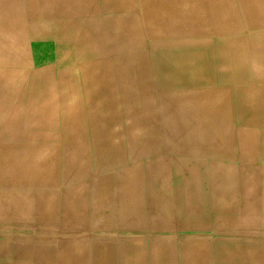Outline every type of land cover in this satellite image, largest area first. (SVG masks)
Returning a JSON list of instances; mask_svg holds the SVG:
<instances>
[{
	"label": "bare ground",
	"instance_id": "1",
	"mask_svg": "<svg viewBox=\"0 0 264 264\" xmlns=\"http://www.w3.org/2000/svg\"><path fill=\"white\" fill-rule=\"evenodd\" d=\"M38 1L30 0L27 3L20 1L18 8H14L10 1L7 5L2 3V0L0 2V104L7 114L6 121L8 123L27 124L28 121H32L30 118L31 111L36 109L37 120H40L42 130L45 133L55 132L58 135L56 138L44 137L42 139L44 142L38 146L22 148L1 146L0 157H7L8 159L31 158L33 163L28 164L30 166L28 168L21 167L18 171L23 174L21 176L15 177V173H13L6 180L1 178L0 188L9 187L8 185L16 186L15 183L18 184L20 181L23 182L24 188H55L58 183L56 176L58 169L61 166L69 165L64 160L62 164V159L60 160L57 152L58 148L67 144V140L71 139L73 143L77 140L84 142L88 134V137L91 136L96 144L106 142V147L111 138L117 140L119 137L117 131H112V135L109 134V129H111L109 127L116 121L115 113L112 111L116 110L112 105L101 104L100 97L104 91L113 89L118 82L129 77L134 84L127 86V88L130 91L133 89L138 91V85L148 77L150 63H154L157 59L152 58L150 60L147 49H143L145 47L143 39H154L165 35L163 28L167 16L175 20L178 17L176 13L179 11L182 13L180 17L185 26V29L180 28L186 33H207L213 37L219 34L233 35L246 28L249 31L260 29L258 28L260 24H264V0H232V4L228 2L229 0H221L219 3H224L223 9L218 7L213 0H193L192 4L186 0H100V10L96 9L93 0H76L81 7L75 9L73 4L70 5L74 6L72 12L77 15L73 19L66 16L67 8L65 9V5L70 0H45L47 3L43 5L42 9L38 8L39 5L36 4ZM180 3L185 5V8L183 7L185 11H182L181 7V10L177 9ZM44 10L50 12L54 18L53 21L45 24L38 21L39 14ZM18 13L26 14L28 22H21L17 18L19 17ZM43 30L47 32L42 33ZM257 31L260 33L254 38L253 36L245 38L247 50L239 52L234 50L230 58L233 63H239L242 66L244 63H253L264 67V31ZM251 39L256 41L257 48L251 43ZM241 45H244L243 39ZM213 50L215 49L213 48ZM156 52H152L153 57H156ZM111 55H118V58L115 57L112 61ZM216 55L218 56V51H216ZM177 62L223 63L219 57L212 59V56H202L198 53L197 55L193 53L191 56L179 57ZM204 69L208 73L212 71L208 67H204ZM205 70L192 68L186 69L185 72L195 82ZM207 77L206 82L208 83L211 74ZM260 77L264 80V72L263 75L260 74ZM228 94L229 89L211 87L205 95H207L208 103L212 107L219 105L229 107L230 105L238 118H242L246 112H252V115L245 120L246 124L250 126L261 124L263 132L256 133L250 130V133H244L238 129L239 132L235 139L237 145L236 164L221 163L224 159L208 162L196 160L191 163L189 169L187 168L192 177L189 182H179L177 187L179 196L174 201H176V205L178 204L179 207L177 208L180 215L186 221L189 229L202 227L198 223L204 218L205 221L206 216L210 220V213L207 214V203L210 198L208 191L217 192L221 190L222 184L225 182L223 179H226V183H230L232 187L223 193V203L225 202L226 205L229 203H227V198L229 199L233 192L232 205H227L225 211L219 210L224 215L218 216V218L221 217L224 221L235 222L239 220L238 212L242 207H248L250 214H252L253 210L251 207L249 208L251 202L254 201L252 191L259 190L261 194H263L261 191H264V168L261 169L262 178L259 186L255 184L254 180L248 179L247 181L242 178H234L236 173L239 174L238 168H241L240 166H243L242 169L244 170L249 168V161L260 143L261 153L264 155V99L249 97L250 100L238 102L235 100L237 97H234V100L227 98ZM249 94L252 96L251 91ZM70 96V101H68L67 97ZM232 109L231 111H233ZM151 131L150 129L147 130L143 134L144 137L148 138ZM122 133L124 134V132H120L121 139L127 138L132 143L140 142V137L135 142L131 135H123ZM33 172L42 173V176L33 177L31 175ZM130 172L140 174L137 170ZM134 174L131 173L133 180L120 179L119 182L125 187H129L132 181H137L135 185H140L144 179L141 175L136 176ZM246 174L249 173L241 172V176ZM223 175L224 178L221 179L220 177ZM12 176L15 178H10ZM105 180L112 182V179ZM104 182H99L97 192L108 194L110 190L107 191L104 188ZM250 189L252 194H247L246 190L249 191ZM184 194L188 195V198ZM76 195L79 199L82 197L81 193L76 191H71V195L66 192L60 202L55 200L54 195L40 197L39 203L45 206L42 213H47V210L49 212L56 210L57 207L58 209L70 208L71 201L73 204L76 203L74 202ZM142 200L144 197L138 201ZM260 200V203L264 202V199ZM144 202L145 207H147V198ZM195 204H200V207ZM30 207L29 205L28 208ZM215 209L218 208L215 207ZM168 213L165 209L163 210V215L166 216ZM261 216L257 222L260 227L254 226L250 229L254 233L253 235H221L219 238L213 236L212 233H185L184 238H182L186 242L183 243L185 245L181 253V257L184 259L182 264H264V213ZM206 225H209V222ZM108 236L110 237L108 233H103V231L93 233L90 244H86L85 250H83L85 253L82 252L81 243H74L70 241L72 239H69L68 247H64L63 252L57 254V250L53 249L51 237L37 238L30 234L24 236L22 233L10 234L7 232V227L3 226L0 232V250L6 251L10 247L18 248L23 250L22 255L24 256L25 247H27L24 240L28 237L33 239L30 243L33 244L32 248L36 247V249L28 248L27 252H32L36 256L31 260L19 256L18 261L12 262L1 259L0 264H99L100 260L102 264H113L115 250L113 247L115 245L110 249L108 242L101 243ZM77 244L81 248L80 252L74 250ZM101 246L105 249L101 250ZM173 246L174 243L171 238H166L165 244L155 246L151 251V264H174ZM99 252H101V259L97 256ZM121 253L123 257L120 259V263L122 264H145L142 250L139 247H125ZM29 256V254H25V257ZM111 256L112 260H109Z\"/></svg>",
	"mask_w": 264,
	"mask_h": 264
},
{
	"label": "rangeland",
	"instance_id": "2",
	"mask_svg": "<svg viewBox=\"0 0 264 264\" xmlns=\"http://www.w3.org/2000/svg\"><path fill=\"white\" fill-rule=\"evenodd\" d=\"M20 1L27 3L30 0H10V3H13L14 8H18V4L20 3ZM71 1L72 0H70L65 5V9L67 8L66 16L70 19H73L77 15L73 14L72 8L75 6L76 9L77 7H81V5L80 3L77 4L78 1L76 0H73V2ZM93 1L96 9L100 10V0ZM186 1L189 4L193 3V0ZM213 1L215 2V4H217L218 7L222 9L224 8V3H219L221 0ZM228 2L232 4V0H229ZM46 3L47 1L45 0H39L36 4L39 5L38 8L42 9L43 5ZM71 4H73L74 6H70ZM184 6L185 5H183V3H180V6L178 4L177 9L181 10V7L182 11H185ZM176 14V16L178 17L175 20L171 19L170 16H167V18H165V26L163 28V32L165 35L154 39H143V44H145V47L143 49H147L150 60L152 58L157 59L154 61V63H150L148 77L145 81L142 80L138 85V91H134V89L130 91L127 88V86H133L134 84L129 77L128 79L124 78L122 82H118L116 84V87H113V89H107L108 91H104V94L100 97L101 104H106L107 106L112 105L116 110L112 111V113H115L116 121H114V123L109 127L111 128L109 129V134L112 135V131H117L119 134L117 140L116 138H113V140L111 138L107 142L109 143L107 147L105 144L106 142H99L96 144V142L92 140L91 136L88 137V134L86 135L87 137L85 138L84 142L77 140L75 143H73V140H67V144H63L62 147L57 149V152L58 156H60V160L62 159V164L64 160L67 161V164L69 165L61 166L58 169L56 174L58 183L55 188L71 187L72 183H70V185H66L71 181L76 182V184L80 186L82 179H88L90 182H92L99 173L108 174L114 171H122L125 168L131 167L132 169H136L138 172H140V175L143 179V172H148V174L152 173L153 171H156L160 174L165 173V190L168 189V191L172 195L178 198L179 193L177 191V187L179 182H189L190 178L192 177V175L189 174L190 172H188L187 170V168H190L192 162L196 160L208 162L224 159L221 163L236 164L237 162L235 160V155L237 153V145L235 144V139L236 135H238V132L241 130L244 131V133H250L251 131H254L256 133L263 132V126L261 124H256L254 126L246 124L245 120L252 115V112H246L242 118H238L236 117L234 110L230 105L229 107L227 105L212 107L208 103V97L205 94L209 88L214 87L225 88L227 90L229 89V94L226 97L230 100H234L233 98L237 97L235 100H238V102L250 100L249 97L264 99V80H262V78L260 77V74L263 75L264 67L257 66L253 63H244V66H242L239 63H233V61L230 59L234 53V50H238V52L247 50V47L245 45V38H251L252 36L254 38L255 36H257V34L260 33L257 30L264 31V24H260V26L258 27L260 29H253L252 31H249L245 27L246 29L239 30L233 35L219 34L213 37L207 33H186L185 30H183L185 29L184 21L180 17V14L182 15V13H179L178 11ZM18 16L19 17L17 18L21 22H28L26 14L18 13ZM53 20L54 18L52 17L50 12H48V10L42 11L38 16V21H42L43 24L49 23ZM180 27H182L183 29ZM43 32L45 33L47 31L43 30L42 33ZM203 36L207 37L208 39L204 38ZM242 39L244 41V45H241ZM255 42L251 39V43H253L256 47ZM213 48L215 50H213ZM152 49H154L155 52L157 51V55H155L156 57H153L152 52L154 53V51H151ZM216 51H218V56L216 55ZM193 53H195L196 55L198 53V55L201 54L202 56L207 57L212 56V59H215V57H219L223 63L177 62L179 57H185L188 55L191 56ZM117 56L118 55H111V60L113 61L115 57L118 58ZM114 62L116 63L115 60ZM204 67L210 68L212 70L210 71L211 73H208V71H206ZM192 68L205 70L203 71V74L198 79H196L195 82H193L189 78L188 73L185 72L186 69ZM210 74L211 78L208 84L206 82V78H208L207 76ZM117 85H119L120 87L118 88ZM194 86H198V88ZM250 91L252 92V96H250L249 94ZM71 96L67 97L68 101H70ZM120 107L122 110L120 109ZM137 109H139L140 111ZM231 109L233 111H231ZM229 113L231 114V117ZM30 114V118L32 119V121L28 122L27 125L32 126L34 130L37 131H28L29 129L21 127L26 123H8L6 121L7 114L5 111H3L0 104V142L6 140L7 137L12 138V136L15 135V131L20 128L26 130V132H16L17 135L12 138L16 142H18L19 140L21 142H26V144L33 143L34 141L41 143L44 142V140H42L44 137H57L58 134H56L55 132L45 133V131L42 130V124L40 123V120H37L36 109L32 110ZM132 123H134L135 125L131 126L130 124ZM149 129L152 130L151 134L148 138H145L143 134ZM238 129L240 130L238 131ZM122 131L125 135H131L132 140H135V142L138 137H140V142L132 143L128 141L127 138L121 139L120 132ZM233 134L234 136H232ZM88 154L91 157H89ZM30 159L31 158H27L24 163L31 164L32 161ZM252 159H254L255 161ZM252 159L249 161V168L247 170H244L242 169L243 166H240L241 168H238L239 174L236 173L234 178H242L243 180L245 179L247 181L248 179L254 180L255 184L259 185L261 184L262 178L261 169L264 168V155L261 153V143L256 147V151ZM19 161L20 160H12L9 163L5 162V164L3 165L4 170L2 171V175H0V178H3V176L9 177L10 174H13L11 172H16L15 167L19 166ZM21 163H23V161ZM27 164V167L25 165L24 167H30ZM241 172H248L249 174L241 176ZM220 178L223 179L224 175ZM60 179L62 180V182ZM223 180L225 182L224 184H222V189L217 191L221 194L232 188L230 183H226V179ZM250 191L251 189L249 191L246 190L247 194L248 192L250 193ZM261 192L263 194L258 191L255 192L253 196L255 203H260V199H264V191ZM148 194L149 193H146L144 196V200L147 198V211L145 210L146 214L143 216V220H146L153 210V200L149 199H153V196L151 194ZM216 198V196L209 198L207 203V214H209L210 211L215 207L223 211L227 209L225 202L223 203L222 200L219 202V200L217 201ZM39 201L40 198L34 205H41ZM165 202L162 200L160 203L165 205L170 204L168 205V207L164 206L165 208L160 209L161 214H163L164 209L169 212L165 216V219L184 223L185 225L183 226H186V228L189 229L186 221L180 215L179 209L177 208L179 206L178 204L176 205V201H174L175 203L173 201H170L169 203L165 196ZM5 203L6 202H2L0 206L2 207V205L4 204L3 207L12 205L18 206V208L23 207L22 202H20L18 199H11L9 203ZM29 205L32 206L33 204L31 205L28 202L24 203V208H27ZM204 219H201V222H203V224L201 225L205 228L207 226L206 223H208L209 220L207 216L205 221ZM46 227L50 228L49 226ZM216 236L221 238V235ZM27 238L28 237L23 240L26 245H29L31 244L29 241L33 239L28 238L27 240ZM166 238L171 237L165 235V239ZM171 239L173 240V238ZM39 240L41 242V239ZM10 249H13V247H10L7 250ZM151 256L152 255L150 253L148 259H145L143 255V262L145 264H151ZM16 260L18 261L19 257L17 258V256H15L13 260H10L8 258L3 259V261L11 262ZM113 264H115L114 259ZM174 264H177L176 260H174Z\"/></svg>",
	"mask_w": 264,
	"mask_h": 264
},
{
	"label": "crops",
	"instance_id": "3",
	"mask_svg": "<svg viewBox=\"0 0 264 264\" xmlns=\"http://www.w3.org/2000/svg\"><path fill=\"white\" fill-rule=\"evenodd\" d=\"M9 1L10 0H2V3L7 5ZM21 127L29 129L28 131H37L34 130L32 126L27 124H23ZM20 131L26 132V130L20 128L15 131V135H13L12 138L17 135L16 132ZM12 138L7 137L6 140L0 142V148L1 146L22 148L26 146L40 145V143L36 141L30 144H26V142L24 141L21 142L18 140V142H16ZM12 160L20 161L18 163L19 166L15 167L16 172L11 173H15V177L23 175L18 171L21 169V167L23 168L24 165L26 166L27 163L24 162L25 160H27V158L8 159L7 157H0V175H2V171L4 170L3 165L5 164V162L9 163ZM30 160L33 163V159ZM22 161L23 163H21ZM129 168H125L122 171H114L108 174L99 173L92 182H90L88 179H82L80 186L76 184V182L71 181L67 185H70V183H72L71 186L73 188H24L22 181H20L18 184L15 183L16 186L8 185L9 187L0 188V205L2 202L9 203L11 199H18L23 204V207L19 208L15 205L3 207L4 204L2 205V207H0V232L1 227L6 226L7 232H9L10 234L22 233V235L24 236L27 233H30L31 236L37 238L43 236L51 237L53 249L57 250V254H59V252L61 254L63 252V248L68 247L70 241H73L74 243H81L83 246L82 252L85 253V251L83 250H85L86 244H90V241L92 240V234L98 231H103V233H108L110 237H106V239H108H105L104 242L102 240L101 243L108 242L111 245H109L110 249L113 247V245H115V247H113V250L115 249L113 256L115 264H122L120 263V259L123 257L121 252L125 247L141 248L144 258L148 259L152 249L156 245L165 244L166 235L173 238L172 241L174 243L175 260L177 264H182L184 259L181 257V253L183 246L185 245L183 243H186L182 238H184L185 233L204 232L210 234L212 233L214 236L233 234V236H248L254 234L250 229H252L254 226H259L257 222H259L260 218L262 217L261 214L264 213V203H255L254 201H252L251 205H249V208H252L253 213L250 214L251 212H249L250 209H248V207H242L238 212V217L240 216L239 220L235 222L224 221V219H222L221 217L218 218V216H223L224 214H221L219 208H214L215 210L209 209L211 210L209 225H207L205 228L196 227L194 229H187L186 226H183L185 225L184 223L165 219V215L161 214L160 212V209L165 208L164 206H168L165 204H160L162 200L165 202V196L169 203L170 201H174L176 198L168 191V189L165 190L166 174H160L157 172L148 174V172H143L144 175L142 174V176L144 177V180L141 181L140 185H135L137 181H132L129 187H125L121 184V182H119L120 179L133 180L134 178H132L133 175H131V173H135L134 175L136 176L140 175L136 172H130L136 171V169ZM31 175L33 177H35L36 175L42 176V173L33 172ZM15 177L12 176L10 178ZM3 178L6 180L9 177L3 176ZM105 179H112V182ZM101 181H105L104 188L107 189V191L110 190L108 193L109 195L97 192V186ZM147 186H149L150 189ZM71 191L81 193L82 197L79 199V197L76 195V199L74 201L76 203L73 204L71 201V205H69L70 208L58 209L57 207L56 210H52L50 212L47 210V213L43 214L42 210L45 206L39 204L37 206L34 205L40 197L45 195H54L55 200L60 202L63 199V195L66 192L68 193V195H71ZM257 191L259 192V190H253L252 193L255 194V192ZM146 193L153 195V199L149 198L150 200H153V210L150 216L146 220H143V216L146 214L145 210H147V207H145L144 200H138H141V198L143 199ZM232 193L230 194L229 199L227 198V203L229 202L227 205L231 204V201L233 200ZM184 195L185 197L187 196L186 198H188V195ZM222 195L223 194L215 192L213 190L208 191V196H216V200H219V202L222 200V198H224ZM101 197H103L104 199ZM27 202L31 205L33 204L30 209H27L28 207L24 208V203ZM195 205L199 206L200 204ZM116 207L118 208V210L120 209V211L116 210ZM7 217H9L10 219L7 220ZM198 224H203V222L200 221ZM46 226H49L50 228ZM69 239L72 240L69 241ZM32 245L30 244L25 247V254H29L32 257H25L24 254V259L29 258L28 260H31L35 258L36 255H34L32 252H27L28 248L31 250L36 249V247L32 248ZM181 246L182 248H180ZM104 249L105 248L101 246V250ZM74 250L80 252L81 248L77 244ZM22 254L23 250L18 248H13L6 251L0 250V260L4 258L13 260L15 256H17L18 258ZM106 254L108 255L109 253L107 252ZM84 256H86V254H84ZM97 256H99L101 259V252H99ZM109 260H112V256L109 258ZM100 263L101 260L99 261V264Z\"/></svg>",
	"mask_w": 264,
	"mask_h": 264
}]
</instances>
